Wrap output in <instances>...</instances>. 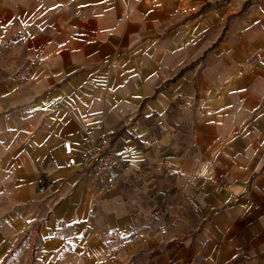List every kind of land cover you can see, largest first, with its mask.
Instances as JSON below:
<instances>
[{
    "label": "crops",
    "instance_id": "crops-1",
    "mask_svg": "<svg viewBox=\"0 0 264 264\" xmlns=\"http://www.w3.org/2000/svg\"><path fill=\"white\" fill-rule=\"evenodd\" d=\"M220 1L0 0V264H264V0Z\"/></svg>",
    "mask_w": 264,
    "mask_h": 264
},
{
    "label": "built area",
    "instance_id": "built-area-1",
    "mask_svg": "<svg viewBox=\"0 0 264 264\" xmlns=\"http://www.w3.org/2000/svg\"><path fill=\"white\" fill-rule=\"evenodd\" d=\"M67 163L79 171L93 188L110 191L119 184L122 161L116 150L106 140L96 142L92 153L82 155L77 161L69 142L63 143Z\"/></svg>",
    "mask_w": 264,
    "mask_h": 264
},
{
    "label": "rangeland",
    "instance_id": "rangeland-1",
    "mask_svg": "<svg viewBox=\"0 0 264 264\" xmlns=\"http://www.w3.org/2000/svg\"><path fill=\"white\" fill-rule=\"evenodd\" d=\"M211 1L214 2L216 0H211ZM224 2H225V0H221L218 4L224 3ZM23 59L24 58L22 56V53H20L19 50H17V48H12V49L9 48L5 51H0V74L2 72L10 73L12 71V68H15L16 66L21 65V63L23 62ZM27 69H28V66L25 65L23 68L18 69L16 72H18V73L22 72L23 73ZM162 207L164 210H162V209H160V210L164 214L163 226L168 227L169 222H167L168 221L167 219L171 214L170 212H173V213L176 212V208L174 206L172 207L170 204H163ZM160 210H159V206L148 205L146 211H147V213L158 214V213H160ZM5 264H15V261L13 259H10ZM16 264H20V263L17 262Z\"/></svg>",
    "mask_w": 264,
    "mask_h": 264
}]
</instances>
